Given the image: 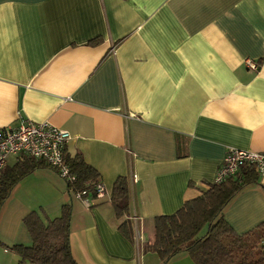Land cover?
Listing matches in <instances>:
<instances>
[{
    "label": "crops",
    "instance_id": "1",
    "mask_svg": "<svg viewBox=\"0 0 264 264\" xmlns=\"http://www.w3.org/2000/svg\"><path fill=\"white\" fill-rule=\"evenodd\" d=\"M25 120L69 132L64 154L107 194L86 204L53 168L33 169L0 205V264L31 243L26 214L65 204L78 264H160L143 249L154 217L205 191L228 149L264 152V0H0V127ZM122 176L131 238L110 199ZM222 215L237 233L264 221V175ZM166 264L195 263L180 252Z\"/></svg>",
    "mask_w": 264,
    "mask_h": 264
},
{
    "label": "trees",
    "instance_id": "2",
    "mask_svg": "<svg viewBox=\"0 0 264 264\" xmlns=\"http://www.w3.org/2000/svg\"><path fill=\"white\" fill-rule=\"evenodd\" d=\"M21 159L10 169L6 179L0 178V205L14 183L33 169L46 165L32 157L22 156ZM64 159L72 177L66 181L68 190L73 194L85 190L95 198L98 172L79 153L64 154ZM257 176L252 167L244 166L225 181L208 184L205 191L184 201L174 213L155 216L153 239L144 245V251L154 252L160 264L168 263L180 252L187 253L195 264H264V221L246 232L237 233L222 215L227 203L242 187L255 182ZM110 199L115 215L123 218L119 229L131 238L133 225L126 217L131 210L127 178H117ZM70 216L69 204H65L54 218L37 211L26 214L23 222L31 243L10 246L18 256L17 264H78L70 249Z\"/></svg>",
    "mask_w": 264,
    "mask_h": 264
},
{
    "label": "built area",
    "instance_id": "3",
    "mask_svg": "<svg viewBox=\"0 0 264 264\" xmlns=\"http://www.w3.org/2000/svg\"><path fill=\"white\" fill-rule=\"evenodd\" d=\"M246 66L255 69L257 65L246 60ZM70 134L46 121H22L15 127H0V172L5 167L9 157H32L43 161L56 170L65 182L71 180L69 169L64 159L63 148ZM252 167L258 175H264V152L230 148L226 151L221 165L214 176L215 183H221L233 176L242 167ZM136 175L132 174V180ZM103 184L98 180L95 185L97 198L106 196ZM74 196L89 204L90 196L85 190ZM95 197V198H96Z\"/></svg>",
    "mask_w": 264,
    "mask_h": 264
},
{
    "label": "rangeland",
    "instance_id": "4",
    "mask_svg": "<svg viewBox=\"0 0 264 264\" xmlns=\"http://www.w3.org/2000/svg\"><path fill=\"white\" fill-rule=\"evenodd\" d=\"M205 230V229H204ZM202 232H203V230H202Z\"/></svg>",
    "mask_w": 264,
    "mask_h": 264
}]
</instances>
